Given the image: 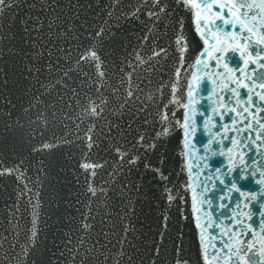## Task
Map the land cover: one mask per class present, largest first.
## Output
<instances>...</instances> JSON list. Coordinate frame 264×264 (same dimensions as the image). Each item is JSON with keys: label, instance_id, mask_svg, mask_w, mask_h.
<instances>
[{"label": "snow or ice", "instance_id": "snow-or-ice-1", "mask_svg": "<svg viewBox=\"0 0 264 264\" xmlns=\"http://www.w3.org/2000/svg\"><path fill=\"white\" fill-rule=\"evenodd\" d=\"M175 2L177 6H181L187 11L195 9L193 12L194 30L200 37L202 44L207 47H202L199 53L189 58L191 61L189 66L197 68L199 72V76L193 73L190 79H199V84L194 87L192 83L188 82L189 78L186 76L184 91L181 93L180 97L175 95L177 91L175 83L171 85V94L168 103L164 104L163 108L158 112V117L161 122L160 130L155 133L153 141L147 145L148 149H155L157 142L164 140L169 134L170 127H174L173 121L169 119L167 112L169 105H179L182 108L188 109V112L184 113L183 120L175 121V125H179L180 128L183 129L186 137L189 135V129L194 128V122L190 121V113L194 112L191 106L209 100L213 95L216 96V100L212 102L215 107L210 106L209 108H202L200 115L203 116L207 112H216V107H219L223 109V112H216V115L221 118H223L225 113L239 116L240 120H233L232 123L243 125V128L234 127L227 129L232 133H238L244 129H251L252 123L249 117H254L256 113L264 111V0H175ZM149 3L154 10H146V15L158 21L161 14L166 13L167 5L163 4L161 0H143V4L148 5ZM12 6V0H0V16H3L6 10L12 8ZM139 11L140 8H137L132 15L136 16ZM109 15H111V13H109ZM217 21H220V23H217ZM176 23L178 25V34L175 38V43L177 45V52L179 53V62L175 75L179 77L180 68L185 65L184 53L188 51L189 45L187 43V37L183 35V17L179 18ZM209 24H211V27H209ZM49 27H51V25H49ZM103 31V28H101L96 32V36L91 37V39H99V37L103 35ZM145 39H147V37H145ZM49 54L51 55V53ZM68 55H71V50H69ZM167 55V49L160 48L159 51L154 49L152 56L149 57L147 61L143 60L139 53H137L136 59L140 60L142 63H148L157 56L161 59H165ZM104 63L97 46L95 44H90L84 47L83 51L79 48L77 49V58L74 62L75 66L65 71L64 75L67 76L68 72L71 71H82V66L87 65L95 69L94 74L98 79L103 80L105 78V71L102 70ZM48 67L49 70H51V64H49ZM129 67L132 68V71L126 74V78L131 82L135 66L129 64ZM29 71H31V69H29ZM83 75L87 76L88 74L83 73ZM4 83L6 84L7 80H5ZM121 83H123V79ZM211 84H215L219 87V92H216L210 86ZM64 86L67 87L66 84ZM164 87L165 85L161 84L157 89V92H159L161 96L163 95ZM116 90L117 89H114V91ZM96 91L99 93L100 88L97 87ZM126 91L127 97L131 99L134 96L131 84ZM193 92L199 93L198 99L193 97ZM73 93L74 95H79L75 92V89H73ZM204 93L208 95L206 96ZM225 97L231 99L233 104L229 105L224 102ZM149 98L151 99V97ZM127 102L126 100L125 103ZM107 103L108 101L106 98H101L100 104L88 98L87 103L83 106L84 115L91 120L103 118L104 107L102 105H107ZM237 106L239 107V111H237ZM28 110L27 108L25 109V111ZM172 116H175V112L172 113ZM77 118L80 119L81 123L83 122L82 117ZM262 119H264V117H262ZM246 120L249 121L248 124H244ZM145 123H147V120ZM77 127H79V125H77ZM213 127H215V125H213ZM260 127L264 130V124H261ZM94 128L95 124H92L84 137L87 141L86 147L89 150L96 144L92 135H89V133L93 132ZM252 130L255 131V129ZM227 138L233 139L232 137ZM257 140L261 141L259 145H256ZM143 141L144 135L141 134L137 143L143 146ZM217 143L222 144V141H218ZM211 144L212 141L208 140L207 143L204 144V147L206 150L211 151L213 156L225 155L226 152L232 150L231 147L213 149ZM252 145L264 148V133H257L255 139L252 140ZM252 145L243 144L242 147L252 152ZM236 146L238 150L241 148L240 144ZM53 147H56V145L45 143L38 148H33V151L50 150ZM114 151L119 155L121 160L128 155L126 151H122L119 147L114 148ZM138 159L139 157H134L128 162L130 164H135ZM252 163H255V160H252ZM159 164L160 167L152 168L151 170L156 172L162 180L166 181L168 177L162 171L164 165L163 154H161ZM81 167L88 170L100 168L103 167V165L99 163H82ZM145 167L150 168L151 166L146 164ZM17 171L18 166L5 167L3 163L0 162V176L15 175ZM233 171L237 170L228 169L225 173V175L230 178V184L226 185V192L228 194L222 195L218 197V199L226 201L219 205V207L228 210L229 205L234 204L235 210H232V215H221L217 219L216 226L213 229V236L219 237L220 242L213 248L211 253L205 250L203 246V237H200V256L204 264H212V261L217 260V257H220L223 264H264V235H260L264 233V187L253 189L249 188L247 184L242 183V181H250L255 185H264V171L260 172L259 178H257V173L255 171L245 174V168H239L236 176L230 175ZM216 172H221V169L216 168ZM95 174V171L89 173L90 176H95ZM16 178L19 180V176ZM220 184H224V181L220 180ZM87 191L91 193L92 197H95L98 191L105 192L103 188L98 189L93 187L91 182H89ZM231 193L238 194L240 199H236L235 195H231ZM165 194L169 204H171L173 200H183L182 196H178L168 189H165ZM193 199L195 200V193H193ZM203 203H211V201H204ZM203 203L201 207H203ZM246 209L247 211H245ZM91 211L90 200L88 213L85 214L80 224L82 235L77 241L79 247L74 246L76 252H79L80 248L84 247L87 242L86 237L93 228V224L87 222ZM193 211H195V206H193ZM91 218L95 219V217ZM183 218L187 219V217ZM167 219L168 217L165 215V229L167 228ZM225 219L233 221V223L228 224L227 229L224 231L223 235H221V232L217 231V229L220 228V224ZM248 221H251V223ZM31 223L32 227L29 229L30 235L28 236V241L31 247H35L39 237L37 219L34 217ZM101 223H103V221H101ZM196 227L200 229L201 225L196 222ZM205 227H212V225L207 224ZM128 231V226H125L124 238H126ZM103 234L107 235V233ZM198 235H200L199 232ZM257 235L260 236L258 242L255 240ZM163 236L164 234L162 232L160 244L163 243ZM69 243H71V240H69ZM97 243H99V241H97ZM121 244H123V239L121 240ZM24 251L27 252L28 248L25 247ZM70 251L72 250L70 249ZM95 251H98L95 245L91 248H87L84 258L87 259L88 253H93ZM154 252L157 256L160 255L159 245L154 249ZM221 254L223 255L221 256ZM233 257H235V260H233ZM72 259L75 260V255H73ZM105 259H107V257H105ZM151 264H155V261L153 260ZM175 264H189L187 260L180 258L179 247L176 251Z\"/></svg>", "mask_w": 264, "mask_h": 264}, {"label": "water", "instance_id": "water-1", "mask_svg": "<svg viewBox=\"0 0 264 264\" xmlns=\"http://www.w3.org/2000/svg\"><path fill=\"white\" fill-rule=\"evenodd\" d=\"M218 23H220V21H218ZM212 88L216 92H219V87H217L215 84H213ZM214 100H216L215 95L212 96L211 101V106L213 107H215L212 104ZM224 102L228 103L229 105L233 104V101L228 97L224 98ZM237 111H239L238 106ZM216 112H223V109L216 107ZM216 112H211L210 116L209 140L212 141L211 147L213 149H219L221 147H231L232 150L230 152H226L225 155L216 156H213L211 151H208L206 201L210 200L211 203H206L205 225H212V227H205L204 248L208 253H211L213 251V248L220 242L219 237L213 236V229L216 226L217 219L221 215H232V210H235L234 204L229 205L228 210L219 207V205L225 203L226 201L220 200L218 199V197L228 194L226 192V185L230 184V178L229 176L225 175L227 170L236 169L238 171L239 168H245V174H248L251 171H255L257 173V178H259L260 172L264 171V148H259L255 145H252V140L255 139L257 133H264V130H262L260 127L261 124H264V119H262V117H264V111L256 113L254 117H249V120L252 123L251 129H244L243 131H240L238 133H232L227 129L234 127L243 128V125L232 123L233 120L239 121V116H236L235 114L229 115L225 113L223 115V118H221L220 116L216 115ZM248 123V120L244 121V124ZM213 125H215V127H213ZM252 129H255V131H253ZM227 137H232L233 139H228ZM218 141H222V144L217 143ZM260 143V140L256 141V145H259ZM237 144L241 145V148L239 150L237 149ZM243 144L252 145L253 151L249 152L247 148H243ZM252 160H255V163H252ZM216 168H220L221 172H216ZM237 171H233L230 175L236 176ZM220 180H223L224 184H220ZM242 183L247 184L249 188L253 189L264 187V185H255L250 181H242ZM231 195H235L236 199H240L238 194L231 193ZM245 211H247V209ZM248 222L251 223V221ZM230 223H233V221H229L226 219L223 220V222L220 224V228L217 229V231L221 232V235H223L224 231L227 229V225ZM260 235H264V233ZM259 239L260 236L257 235L255 237V240L258 242ZM222 255L223 254H221V256ZM233 260H235V257H233ZM212 264H223V261L220 259V257H217V260H213Z\"/></svg>", "mask_w": 264, "mask_h": 264}]
</instances>
